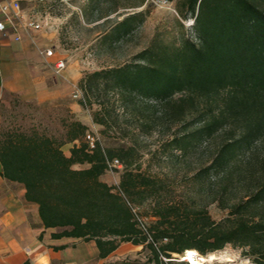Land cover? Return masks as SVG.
<instances>
[{
	"label": "trees",
	"instance_id": "trees-1",
	"mask_svg": "<svg viewBox=\"0 0 264 264\" xmlns=\"http://www.w3.org/2000/svg\"><path fill=\"white\" fill-rule=\"evenodd\" d=\"M168 1L180 20L193 19V36L153 43L139 53V61L97 69L83 76L80 86L89 102L98 104L93 120L102 132L111 127L105 99L112 94L143 131L158 121L169 130L173 125L169 143L185 154L219 137L209 164L195 178L199 184L210 175L223 179L216 197L221 206L234 177L245 181V194L228 205L227 216L216 220L206 206L188 209L162 198L164 183L139 169L134 145L98 140L90 148L89 126L78 118L66 123L64 137L36 129L6 131L0 139L3 175L24 186L43 225L57 228L53 237L94 240L101 258L126 241L149 247V260L156 264H163L161 254L185 257L193 250L204 256L231 243L255 264H264V157L259 152L264 146V0ZM135 17L127 15L115 32L127 33ZM68 143H73L69 154ZM114 157L124 165L118 186L103 179ZM147 199L156 217L148 223L152 240L129 204L141 206Z\"/></svg>",
	"mask_w": 264,
	"mask_h": 264
},
{
	"label": "rangeland",
	"instance_id": "rangeland-1",
	"mask_svg": "<svg viewBox=\"0 0 264 264\" xmlns=\"http://www.w3.org/2000/svg\"><path fill=\"white\" fill-rule=\"evenodd\" d=\"M19 1L27 18L41 22L42 28L37 33L46 39L44 47L52 46L60 57L67 60L65 70L69 68L78 75V79L72 82L70 97L81 108L75 112L67 103H40L7 93L0 104V139L8 130L34 129L64 137L66 123L72 118H81L89 126L87 138L94 134L105 145H134L138 151L139 169L164 183L162 198L185 204L188 209L206 206L216 220L227 216L230 210L228 205L245 194L248 187L245 181L234 177L228 191L230 194L224 195V206H221L216 197L220 196L217 191L223 185V179L210 175L203 177L199 184L195 178V173L209 164L208 157L219 137L199 143L185 154L169 143L173 125L169 130L167 125L158 121L149 127V131H143L139 121L128 120L127 108L112 94L105 99L112 114L111 127L102 132V126L93 120V111L98 104L90 103L80 86L81 78L97 69L139 61V53L153 43L171 42L182 34L193 36V19L180 20L174 2L168 0H144L142 4H138L141 0ZM131 13H136V17L130 30L122 35L117 34L114 29ZM76 89H79L80 97L74 96ZM68 144L64 145V150ZM259 152L264 157V146ZM121 172L117 169L107 171L103 179L115 185L120 181ZM140 210L151 225L156 218L151 199L143 201ZM195 253V264H255L242 247L231 243L204 256ZM211 253L215 255L212 259L208 257ZM171 255L169 258L161 254L163 264H186L187 260L192 262L188 253L185 257L179 253ZM125 256L117 261L156 264L149 260L152 256L149 247L142 246L139 251Z\"/></svg>",
	"mask_w": 264,
	"mask_h": 264
},
{
	"label": "crops",
	"instance_id": "crops-1",
	"mask_svg": "<svg viewBox=\"0 0 264 264\" xmlns=\"http://www.w3.org/2000/svg\"><path fill=\"white\" fill-rule=\"evenodd\" d=\"M0 20H4L1 11ZM45 41L36 29L26 30L18 23L0 31V104L7 93H12L40 103H67L78 112L79 103L70 97L78 75L69 68L56 73L50 67L60 56L57 52L44 55L41 50L49 48L44 47ZM72 145H67V154ZM55 231L57 228L43 225L38 205L25 198L24 186L5 178L0 162V264H115L143 246L122 242L101 258L94 240L57 238L52 235ZM60 245L65 247L57 248Z\"/></svg>",
	"mask_w": 264,
	"mask_h": 264
},
{
	"label": "built area",
	"instance_id": "built-area-1",
	"mask_svg": "<svg viewBox=\"0 0 264 264\" xmlns=\"http://www.w3.org/2000/svg\"><path fill=\"white\" fill-rule=\"evenodd\" d=\"M0 11L4 16V20H0V31H5L9 24L15 26V23L20 24V26H22L26 30L32 28L39 30L40 28H42L41 22L34 19H29L25 16L19 0H0ZM19 38L20 36L16 35V39ZM41 52L47 57L53 56L55 54V50L53 49V47H49L44 50H41ZM49 65L54 69L56 73H60L66 68L67 60L64 57H60L55 62L50 63ZM74 96L75 97L81 96L79 89L75 90ZM98 140H99L98 136L94 134L89 135L88 136L89 147L94 148ZM123 166H124L123 162L117 157L108 160V171L110 172H113L115 169L122 170ZM118 184L119 183H116L115 185L118 186ZM129 204L132 207V210L135 215V219L139 227L144 232H146L149 236V239L152 240V236L148 228V223L146 221V218L141 214L140 206L131 204L130 202ZM165 240L167 239L165 238Z\"/></svg>",
	"mask_w": 264,
	"mask_h": 264
},
{
	"label": "bare ground",
	"instance_id": "bare-ground-1",
	"mask_svg": "<svg viewBox=\"0 0 264 264\" xmlns=\"http://www.w3.org/2000/svg\"><path fill=\"white\" fill-rule=\"evenodd\" d=\"M188 254H189V258L191 259V261L195 264V262H196V258H195V256H196V253H195V251H193V250H189L188 251ZM214 253H211V254H209L208 255V257H210V259H212V258H214ZM202 258H204V257H202Z\"/></svg>",
	"mask_w": 264,
	"mask_h": 264
}]
</instances>
